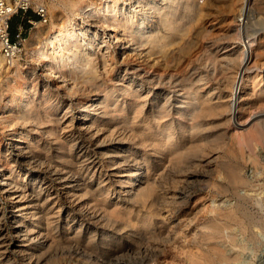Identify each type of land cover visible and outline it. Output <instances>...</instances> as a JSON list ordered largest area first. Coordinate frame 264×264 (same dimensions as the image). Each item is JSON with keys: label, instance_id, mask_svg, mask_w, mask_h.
Wrapping results in <instances>:
<instances>
[{"label": "bare ground", "instance_id": "6f19581e", "mask_svg": "<svg viewBox=\"0 0 264 264\" xmlns=\"http://www.w3.org/2000/svg\"><path fill=\"white\" fill-rule=\"evenodd\" d=\"M37 1L44 4V0ZM100 2L101 5L93 0H70V9L80 20H51L44 36L35 31L34 39H26L24 49L28 56L43 66V90L39 92L36 83H32L39 78L38 71L33 70L30 81L16 86L7 104L1 106L0 100V125L7 137L0 143V193L11 204L10 224L19 241L15 250L29 264H39L61 238L65 239L64 246L76 253L92 254L93 247L88 251L91 245L104 252L110 248L122 253L139 251L140 240L151 234L159 236L158 231L171 224L177 193L162 192L158 199L153 196L155 167L165 158L184 159L203 145L197 134L204 117L213 114L223 123L238 119L240 124L238 115L243 101L252 98L257 103V109L250 114L255 120L253 137L256 134L257 138H264V61L259 60L257 49L259 36L264 32V0ZM47 5L50 12L57 7L54 0ZM152 24L154 28L148 31ZM218 27L220 33L214 34ZM192 28L195 34L185 38ZM196 35L205 40L197 44ZM136 37L141 38L143 79L119 88L100 84L95 59L101 56L105 67L111 65L114 45L121 46L125 43L122 41ZM192 50H198L196 58L204 66L199 68L194 58L189 59L192 64L186 89L183 87L173 102L169 98L163 100L157 84L163 81L164 73L158 67L179 52ZM4 61L1 54L0 69L5 67ZM17 61L7 67L11 86L23 78ZM73 72H77V78L71 76ZM154 87L156 92L150 95ZM118 89L121 93H117ZM94 90L96 93L86 103L77 97L80 92ZM61 93L78 105L77 119L67 111L53 117L47 112L49 107L58 109ZM137 118L140 124L135 127ZM14 125L21 126V130ZM130 140L153 153L134 155ZM41 151L45 159H41ZM129 156L136 164L112 172L119 171L114 180L121 189L117 191L108 168L125 162ZM25 176L29 177L27 183ZM95 176L100 180L94 188ZM234 179L246 181L240 175ZM179 193L185 196L184 192ZM155 203L165 210L160 212ZM144 208L149 210L144 212ZM217 208L213 205L212 211L218 212ZM237 209L243 212L241 207ZM218 216L239 221L233 210L219 212ZM5 217V210L0 207V259L9 264L12 239L7 238ZM203 227L206 230L197 237L200 248L182 250L186 264L235 259L237 255L226 254L219 245L222 231L229 228L227 223L218 218ZM227 236L235 240L232 233ZM88 258L89 264H102L97 256Z\"/></svg>", "mask_w": 264, "mask_h": 264}, {"label": "rangeland", "instance_id": "374dc122", "mask_svg": "<svg viewBox=\"0 0 264 264\" xmlns=\"http://www.w3.org/2000/svg\"><path fill=\"white\" fill-rule=\"evenodd\" d=\"M33 1V7H30L28 11L18 12L12 17L13 28L11 33L13 37H15L18 31H21L22 35L25 37L22 51L17 61L20 65V69L23 71V78L14 81L16 82L15 85L11 86L8 80L10 68H7L10 66L4 61L5 67L0 69L1 106L7 104V99L10 94L15 91L16 86L21 85L24 80L30 81V71H38L37 75L39 78L37 80L35 79L32 83H36L35 85L38 86L39 92L43 90V86H41V81L45 78L42 74L43 66L41 63L33 61L28 56L26 49H24L26 39L28 40L32 38V36L34 39L35 31H39V34L44 36L46 25H48L51 20L58 22L65 17L80 20V16H76L72 13L69 6L70 0H54L57 7L52 8L51 12L47 5L51 0H44L45 8H47L46 21L40 19L35 12L36 5L44 6V4H39L37 0ZM93 1L101 5L100 0ZM122 2H127V0H118L119 4ZM28 17H30L29 19H31L32 22L28 21L27 24L22 25L23 21ZM37 21L41 22L36 24ZM221 23V20H219L218 24ZM154 25L155 24H152V26L148 28V31H151ZM113 29L114 31H111L115 33V28ZM215 29L214 34H219L220 28L218 27ZM134 30L135 29L131 31L132 35L136 32V30ZM194 31L195 29L192 28L190 34L185 36V38H191L192 35L195 34ZM195 37L197 38V44H201L205 40L202 35H196ZM140 41L141 38L136 37L129 42L126 40L122 41L125 43L121 46L117 47V44L114 45L112 50L113 61L111 65L105 67L101 56L95 59L96 73L99 76L98 79L100 84L104 83L119 88L121 85H126L131 82L135 85L143 79L141 73L142 58H140L139 54L142 50V46H139ZM258 42V58L260 61H264V32L259 36ZM197 51L198 50L185 52L187 55H185L184 52H179L175 57H170L168 61L166 60L165 63L160 64L158 68L164 73V79L160 84H157V87L159 88L158 90H160L163 100L169 98L173 102L176 98L180 97L178 95L183 92L184 89L182 88L184 87L186 89L188 83L187 76L190 73L192 64L190 62L191 58H194L193 62L197 67L202 68L204 66L201 61L196 58V55L199 53H196ZM1 54L2 52L0 50V55ZM71 76L77 78L78 74L77 72H73ZM179 76H185L186 78L181 80ZM78 80L82 85L84 84L81 77H79ZM135 87L138 86L136 85ZM63 91L64 90L61 92ZM118 92L121 93L120 89H118L117 93ZM155 92L156 90L154 87L150 95L155 94ZM94 93H96L95 90L93 92H80L77 97L86 103ZM119 97L124 98L123 95ZM69 99L70 98L66 97L65 94L61 93V101L56 104L58 109L54 111L53 107H49L47 112L50 116L52 114L53 117L61 116L64 111H67L69 115L71 113L77 119V116L80 114L79 107L75 101L70 102ZM255 104L257 105L256 101L252 98L243 101L242 110L238 115L241 121L240 124L237 123L238 119L223 123V120H220L219 117L213 114L204 117L200 132L197 134L203 139V145L191 151L184 159L165 158L155 167L156 173L154 177L156 178V183L152 191L153 196L158 199L157 196L159 194L161 195L162 192H176L177 201L172 204L170 226L164 228L165 231L161 228L157 234L159 236H152L151 234L143 238L144 240H140L139 245L141 248L139 251L122 253L115 252L110 248L108 252H104L99 246L100 249L91 245L88 251L94 249L92 254H89V252L78 254L73 248L69 249L67 246H64L65 239L61 238L55 243L51 250L44 255L39 264H89V262H91V259L88 258L89 255L95 258L97 256L99 261H102V264H186L185 255L182 253L183 248L193 247L196 248V250L199 249L200 242L197 239L198 233L206 230L203 227L204 224H213L218 218H222L229 227L222 231L221 237H219V245L226 254L237 256L235 259L230 258L223 261H215L213 264H260L259 260L264 258V138H257L256 134L255 137H253V131L255 133V129H253L255 120H251L250 114L257 109ZM130 106L129 104L127 107L129 108ZM244 106L246 109H244ZM171 116L172 114L166 118H170ZM139 119L140 118H137L135 127L139 126ZM179 127L180 126L177 127V134L178 137L181 138L179 135H182V132L179 131ZM14 128L18 131L21 130V126L19 125H14ZM4 129L5 128L0 125V143L7 140L6 130ZM137 139L138 138H136L135 141H137ZM135 141L130 140L133 147L131 152L134 155L143 157L144 154L142 152H146L145 155L153 153L149 151L148 148L137 144ZM40 157L41 159H45L46 156L44 155V151H41ZM134 164H136V161L133 156H129L125 162L110 166L111 168L105 166V169H109L108 171L111 173L114 181L118 179L119 171H117V174L112 172H116V169H127ZM23 175L24 174H22V178ZM236 175H240L243 179L245 178L244 180L246 181H236L234 179ZM22 178H18V181L21 182ZM25 178L26 183L29 182V177L25 176ZM99 180L97 176L92 180L94 188L97 186ZM113 185L117 191L121 190L119 182L114 181ZM181 191L185 193L186 197L178 195ZM160 199L161 198H159L158 202L161 204ZM91 202L94 201L91 200ZM159 203L155 204L158 205L159 211L162 212L165 208H161L162 205ZM10 205V201L7 197L0 193V207H2L6 213L4 222L7 224V238L10 237L12 239V243L8 249L10 255L9 264H29L24 257H22L21 253L15 250V246L19 244V241L13 233L10 224ZM213 205L219 207L217 208L218 212L212 211ZM239 207L245 212L243 213L238 210L237 208ZM147 210H149V208H144V212ZM227 210L237 212L239 221H227L225 217L218 216L219 212H225ZM163 213L165 215L168 212ZM228 233H232L233 236L235 235V237H233L235 240L229 239L227 236ZM211 240L212 239H209V241ZM55 255L57 256L55 257ZM0 261H2L0 264H5L2 258Z\"/></svg>", "mask_w": 264, "mask_h": 264}, {"label": "built area", "instance_id": "2783aa9c", "mask_svg": "<svg viewBox=\"0 0 264 264\" xmlns=\"http://www.w3.org/2000/svg\"><path fill=\"white\" fill-rule=\"evenodd\" d=\"M33 4V0H0V44L1 52L8 65H12L15 60L19 59L25 39L21 31H18L13 37L11 33L12 17L18 12L28 11L30 7H33ZM35 12L40 19L47 20L44 6L36 5ZM28 21L32 22L31 19ZM259 262L264 264V258Z\"/></svg>", "mask_w": 264, "mask_h": 264}, {"label": "crops", "instance_id": "0c3cea01", "mask_svg": "<svg viewBox=\"0 0 264 264\" xmlns=\"http://www.w3.org/2000/svg\"><path fill=\"white\" fill-rule=\"evenodd\" d=\"M34 16H37V15H34ZM29 18H30V17L26 18V20L23 21L22 25H23V24H27Z\"/></svg>", "mask_w": 264, "mask_h": 264}, {"label": "trees", "instance_id": "16d2710c", "mask_svg": "<svg viewBox=\"0 0 264 264\" xmlns=\"http://www.w3.org/2000/svg\"><path fill=\"white\" fill-rule=\"evenodd\" d=\"M12 28H13V18H12V21H11V30H12Z\"/></svg>", "mask_w": 264, "mask_h": 264}]
</instances>
